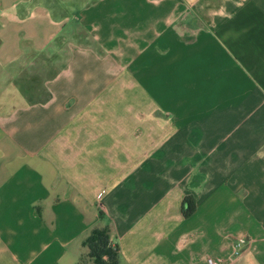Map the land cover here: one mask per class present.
<instances>
[{"label":"crops","instance_id":"crops-1","mask_svg":"<svg viewBox=\"0 0 264 264\" xmlns=\"http://www.w3.org/2000/svg\"><path fill=\"white\" fill-rule=\"evenodd\" d=\"M104 226L117 264H264V0H0V264Z\"/></svg>","mask_w":264,"mask_h":264},{"label":"trees","instance_id":"trees-1","mask_svg":"<svg viewBox=\"0 0 264 264\" xmlns=\"http://www.w3.org/2000/svg\"><path fill=\"white\" fill-rule=\"evenodd\" d=\"M196 210V203L191 195H187L182 201V214L189 217ZM83 245L88 248V257L92 264H117V243H112L110 231L107 226L92 229L83 239ZM104 256L106 259H104Z\"/></svg>","mask_w":264,"mask_h":264},{"label":"built area","instance_id":"built-area-1","mask_svg":"<svg viewBox=\"0 0 264 264\" xmlns=\"http://www.w3.org/2000/svg\"><path fill=\"white\" fill-rule=\"evenodd\" d=\"M243 243H244V239L239 238V239H238V242H237V247L239 248L240 246L243 245ZM235 253L238 254V250H237V249L235 250ZM104 259H106L105 256H104ZM209 263H210V264H217V263L211 261V259H209Z\"/></svg>","mask_w":264,"mask_h":264}]
</instances>
